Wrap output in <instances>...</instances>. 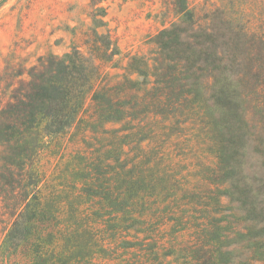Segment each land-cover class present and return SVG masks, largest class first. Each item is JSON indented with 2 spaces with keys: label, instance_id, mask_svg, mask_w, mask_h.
<instances>
[{
  "label": "trees",
  "instance_id": "trees-1",
  "mask_svg": "<svg viewBox=\"0 0 264 264\" xmlns=\"http://www.w3.org/2000/svg\"><path fill=\"white\" fill-rule=\"evenodd\" d=\"M105 1L69 51L4 58L0 264H264V0H161L146 54Z\"/></svg>",
  "mask_w": 264,
  "mask_h": 264
},
{
  "label": "rangeland",
  "instance_id": "rangeland-1",
  "mask_svg": "<svg viewBox=\"0 0 264 264\" xmlns=\"http://www.w3.org/2000/svg\"><path fill=\"white\" fill-rule=\"evenodd\" d=\"M87 2L88 0H0V73L4 67L5 56L15 43L21 46L19 52L21 56L27 57L28 62H33L36 56L46 52L60 55L69 51L78 41L71 34L70 28L81 25L88 27L92 23L88 16ZM102 5L107 7L104 20L118 35L123 53H148L152 48L149 39L158 24L154 15L161 6V0H106ZM99 30L103 31L104 27ZM81 48L84 49L83 46ZM126 60L123 61L124 64ZM3 102L4 98L0 92V104ZM64 146L67 147V152L74 153L77 148L83 147V142L78 140L73 143L72 138L65 137L59 140L58 147L63 149ZM260 151H264L263 146L257 148L254 142L248 144L243 168L248 178H258L253 183L257 187L264 185V152ZM56 158L50 154L44 156L42 163L48 173L54 172ZM211 158L209 156V159ZM190 161V158L184 160L186 163ZM193 169V166H190V170ZM197 179L191 177L192 181ZM259 198L264 202L262 194ZM221 199L222 204L230 203L228 197L222 196ZM231 204L236 206V203ZM5 226L4 222H0V243L6 232ZM127 257L129 259L130 255ZM16 259H20V256H16Z\"/></svg>",
  "mask_w": 264,
  "mask_h": 264
}]
</instances>
